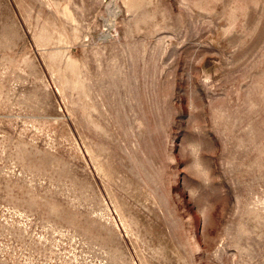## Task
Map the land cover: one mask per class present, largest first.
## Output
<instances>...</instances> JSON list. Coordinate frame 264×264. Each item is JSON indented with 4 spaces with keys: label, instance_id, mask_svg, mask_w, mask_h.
<instances>
[{
    "label": "rangeland",
    "instance_id": "374dc122",
    "mask_svg": "<svg viewBox=\"0 0 264 264\" xmlns=\"http://www.w3.org/2000/svg\"><path fill=\"white\" fill-rule=\"evenodd\" d=\"M0 264H264V0H0Z\"/></svg>",
    "mask_w": 264,
    "mask_h": 264
}]
</instances>
